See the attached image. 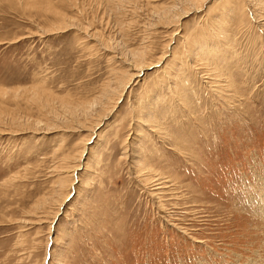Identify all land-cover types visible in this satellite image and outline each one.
Wrapping results in <instances>:
<instances>
[{
  "label": "rangeland",
  "instance_id": "374dc122",
  "mask_svg": "<svg viewBox=\"0 0 264 264\" xmlns=\"http://www.w3.org/2000/svg\"><path fill=\"white\" fill-rule=\"evenodd\" d=\"M0 264H264V0H0Z\"/></svg>",
  "mask_w": 264,
  "mask_h": 264
},
{
  "label": "bare ground",
  "instance_id": "6f19581e",
  "mask_svg": "<svg viewBox=\"0 0 264 264\" xmlns=\"http://www.w3.org/2000/svg\"><path fill=\"white\" fill-rule=\"evenodd\" d=\"M193 40V39H192ZM198 43V42H197ZM200 46V45H199ZM207 54V53H206ZM212 65V64H211ZM213 70V69H212ZM215 71V70H214ZM140 120V119H139ZM151 121V120H150ZM83 152V151H82ZM142 165V164H141ZM149 178V179H148ZM145 180L149 181L150 180V177H146Z\"/></svg>",
  "mask_w": 264,
  "mask_h": 264
}]
</instances>
